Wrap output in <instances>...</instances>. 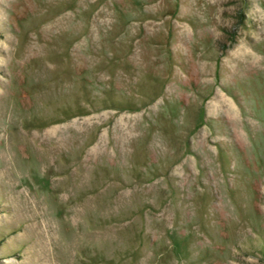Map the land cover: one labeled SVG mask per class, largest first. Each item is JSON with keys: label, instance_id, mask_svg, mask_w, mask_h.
Here are the masks:
<instances>
[{"label": "rangeland", "instance_id": "374dc122", "mask_svg": "<svg viewBox=\"0 0 264 264\" xmlns=\"http://www.w3.org/2000/svg\"><path fill=\"white\" fill-rule=\"evenodd\" d=\"M0 264H264V0H0Z\"/></svg>", "mask_w": 264, "mask_h": 264}]
</instances>
